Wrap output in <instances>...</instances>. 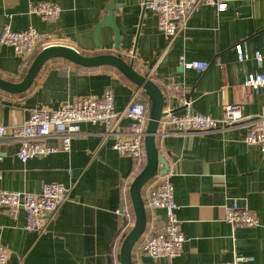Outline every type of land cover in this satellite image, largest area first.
Segmentation results:
<instances>
[{
  "label": "crops",
  "instance_id": "obj_1",
  "mask_svg": "<svg viewBox=\"0 0 264 264\" xmlns=\"http://www.w3.org/2000/svg\"><path fill=\"white\" fill-rule=\"evenodd\" d=\"M224 1L227 8L221 12L210 5L198 7L162 57L167 40L156 14L143 10L141 0H0V30L6 24L14 31L32 26L85 55L119 53L160 87L166 106L176 112L187 100L193 111L214 118L222 117L223 106L229 103L240 104L246 115H256L264 109V90L254 92L244 80L249 73H264V0ZM37 2L61 9L55 18L44 20L30 12ZM111 3L118 4L113 11L118 49L110 25L104 24L95 34ZM243 42L248 56L239 59L235 45ZM256 51L261 53L260 63L254 58ZM35 56L15 54L0 43V77L20 81ZM192 61L207 62L208 67L201 71L185 66ZM171 84L178 90L169 95ZM106 88L113 92L116 110H122L134 94L148 109L143 89L116 68L82 67L52 58L24 92L0 89V121L19 124L32 109H56L80 97H99ZM133 122L122 118L117 132L127 136ZM80 131L72 136L68 151L62 149V138L53 135L45 143L57 151L24 162L16 157L18 142L0 139V189L39 192L49 182L69 188V199L44 222L42 232L25 227L24 211L12 218L0 210V244L8 249L5 264H111L116 257V238L124 221L117 210L124 199L128 205V187L136 170L130 156L113 148L115 136L106 135L104 125L81 122ZM246 131L247 126L241 125L156 136V145L168 160L165 174L173 186L185 242L178 256L146 262L141 257L135 264H234L236 256L252 258L236 264H264V156L243 141ZM231 198L255 212L260 225L227 222L224 205ZM145 208L147 230L151 223L159 230L164 212ZM137 247L138 243L134 250Z\"/></svg>",
  "mask_w": 264,
  "mask_h": 264
},
{
  "label": "built area",
  "instance_id": "obj_2",
  "mask_svg": "<svg viewBox=\"0 0 264 264\" xmlns=\"http://www.w3.org/2000/svg\"><path fill=\"white\" fill-rule=\"evenodd\" d=\"M203 5L214 6L219 12L227 8V2L224 0H141L143 10L156 14L158 28L167 40L161 57L166 54L174 39L183 30L191 14ZM60 9L59 5L48 2H37L30 6V12L44 20L55 18ZM0 43L11 47L15 54L24 56H33L45 48L63 45L57 38L40 32L32 26L22 31H14L8 24L1 29ZM235 49L239 59L248 56L247 46L244 42L236 44ZM261 57L260 52H254L257 63H260ZM185 66L204 71L208 67V63L192 61L185 62ZM244 85L254 92L264 90V73L247 74ZM167 90L169 95L174 94L177 92L178 86L168 85ZM163 112L165 114L160 117L158 122V135L203 133L246 125L247 131L243 141L257 147L264 156V109L259 114L246 115L240 104L229 103L223 106L222 117L214 118L193 111L189 101L185 100L181 112H176L171 106H165ZM124 117H129L134 121L127 136L117 132L118 122ZM148 120V109L144 103L138 101L137 94L131 97L129 103L122 110H116L113 92L106 88L99 97H80L66 101L56 109H32L27 119L19 124L6 125L0 121V139L7 137L18 142L16 157L24 162L35 156L46 155L58 150L57 147L45 143L47 137L53 135L61 137L62 149L68 151L72 136L81 132V122L102 124L105 126L106 135L115 136L113 148L121 155L130 156L134 169L138 171L145 162L144 132ZM141 193L145 205L164 212V221L159 230H154L152 223L147 230L146 225L147 231L145 230L141 236L137 249L133 248L132 251L134 264L141 257L171 259L178 256L183 248L185 237L176 215L177 205L173 198V186L168 175L156 174L143 186ZM68 199L69 188L61 182L46 183L39 192L0 189V210H6L12 218H16L21 210L24 211L25 227L29 230L42 232L45 230L44 222L52 219ZM117 213H120L124 220L120 232L124 235L133 224V214L128 209L126 199ZM224 219L232 226L260 225L255 212L241 206L238 198H231L224 205ZM116 241H119V237L116 238ZM7 258L8 249L0 244V264H5ZM251 259V257L236 256L234 264ZM111 264H119L117 255Z\"/></svg>",
  "mask_w": 264,
  "mask_h": 264
},
{
  "label": "water",
  "instance_id": "obj_3",
  "mask_svg": "<svg viewBox=\"0 0 264 264\" xmlns=\"http://www.w3.org/2000/svg\"><path fill=\"white\" fill-rule=\"evenodd\" d=\"M116 6H118V4L115 3H111L110 6H108L109 13L95 26V34L98 33L100 27L104 24L110 25L114 32V47L118 49V29L113 21V11ZM52 58H64L82 67L111 66L116 68L130 82L143 89L149 100V120L144 132L145 163L142 169L133 177L128 187L133 213V224L130 229L124 233L117 254V261L119 264H134L132 251L137 241L145 232L147 225V212L142 198V188L156 174H165L169 167L168 160L159 151L156 145L158 122L160 117L165 114L163 109L167 104V97L153 80L135 70L133 67V60L126 61L119 53L85 55L67 45L51 46L39 51L20 81L12 82L0 77V89L11 94L24 92L31 86L43 65ZM140 102L144 103V100L141 99ZM177 110L178 109H175V111ZM151 259L153 258H142L144 262Z\"/></svg>",
  "mask_w": 264,
  "mask_h": 264
},
{
  "label": "trees",
  "instance_id": "obj_4",
  "mask_svg": "<svg viewBox=\"0 0 264 264\" xmlns=\"http://www.w3.org/2000/svg\"><path fill=\"white\" fill-rule=\"evenodd\" d=\"M144 163L141 165V167L139 168V170L135 172V174H137L142 169V167L144 166ZM118 237H119V241H118V244H117L116 255L119 252V248H120V245H121V242H122V239H123V234L119 233Z\"/></svg>",
  "mask_w": 264,
  "mask_h": 264
},
{
  "label": "rangeland",
  "instance_id": "obj_5",
  "mask_svg": "<svg viewBox=\"0 0 264 264\" xmlns=\"http://www.w3.org/2000/svg\"><path fill=\"white\" fill-rule=\"evenodd\" d=\"M128 199V209L132 212V208H131V203H130V198L129 195L127 196ZM133 214V213H132ZM128 229V228H127ZM140 241V240H139ZM139 241L137 243H139Z\"/></svg>",
  "mask_w": 264,
  "mask_h": 264
}]
</instances>
